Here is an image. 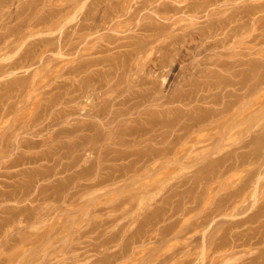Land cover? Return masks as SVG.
<instances>
[{"label":"rangeland","instance_id":"1","mask_svg":"<svg viewBox=\"0 0 264 264\" xmlns=\"http://www.w3.org/2000/svg\"><path fill=\"white\" fill-rule=\"evenodd\" d=\"M248 37L264 51V0H0V264H263L264 148L253 165L240 144L263 130L264 82L248 76L234 103L248 136L199 153L221 132L214 111L245 93L231 82L246 66L215 63L259 59L236 46ZM201 90L203 142L180 155L196 166L140 159L181 134V101ZM250 173L246 200L226 203Z\"/></svg>","mask_w":264,"mask_h":264},{"label":"bare ground","instance_id":"2","mask_svg":"<svg viewBox=\"0 0 264 264\" xmlns=\"http://www.w3.org/2000/svg\"><path fill=\"white\" fill-rule=\"evenodd\" d=\"M257 39H256V37H254L253 39H250L248 37L246 42H239L236 44V46L240 48V53L243 54L244 56H249L252 53H254L256 56L259 57V59H250L247 62H243V63L242 62L238 63L237 61L230 62V63H215V65L218 66L219 68H221L222 71H224V72L226 71V73H230L232 75L237 74V71H233V69L235 67H237L241 64H242V66H246L245 72L242 74V79L239 81L231 82L232 85L237 86L240 89H245V93L241 96H236L233 103L232 102L222 103L221 107H219L217 110L214 111V115L215 116L220 115L222 117V120L220 121V119H217V120L209 121L206 123L210 126L211 129H221V132H219L220 131L219 130V131H215L214 133L212 132V133L206 135L207 136L206 141L211 142L209 144L210 146H207L208 148H206V146H205L203 150L199 151V153H202V152L206 153L207 152V153L219 154V152H221L222 150L215 147L213 142L226 140L225 135L231 136V135L235 134L234 132H236V133H238L239 136L240 135L245 136V137L248 136L247 133L250 130V126L248 124V119H247V117H248L247 107L246 106L240 107V108L237 107L238 109L237 108L234 109V106H235L234 103L240 99L244 100V98L246 97V94L249 92V88L246 89V84H245L248 76L251 75L253 77L254 86H258L259 84L264 82V72L261 74L257 73V70L259 67L264 68V61L261 60L264 58V51H262L260 49L259 50L255 49V41ZM250 52H252V53H250ZM225 83H229V82L225 79L216 80L215 82L209 84L208 86L212 87V88H216V89H223V88H225V86H224ZM226 94L230 95L231 93L227 92ZM207 98H208V95L203 90H201L199 92L192 93V94L184 95L181 102L183 103V107H187L189 110L185 111V113H184L186 115V120H185L186 122L182 123L179 127L181 134L177 137H172L170 140L165 141L166 143L169 144V147H164V148L156 149V150L151 148V149H149V151H146V152H143V154H140L139 155V157H141L140 159H142V157H144L143 158L144 160H148V157H145V155H147L146 153H153V155H155V157L159 156L163 160V162L162 161L158 162L157 165L159 166V168H166V166H168L170 164L173 166L176 165L180 169H184V167L190 168V167L196 166V164L199 162V160L189 158L190 154L185 155V156H184V154H186L185 152L186 151L188 152L189 150L192 153H196L195 151H197V149L200 147L199 145L203 142L202 139H200L198 136L193 137V133H194V131L195 132L201 131V130H199V128L201 127V125H204V120H205L206 116H204V114H205L204 111L197 112V115L194 117L190 116V114L192 111H194L198 108L196 106V104L198 102H201L202 100H205ZM150 102L151 103H148V105H151L153 103L152 101H150ZM167 102L169 104H174L176 101L174 99H172V100H169ZM153 104H155V103H153ZM130 109H131V107L126 108L125 113H129ZM69 113H71V112H69ZM228 115H230V116L227 117ZM231 115L233 117L235 115H236L235 117L239 116L240 117L239 121L233 122V120L232 121H230V119L228 120V118L232 117ZM166 122H165V124H167ZM171 122H173V121H171ZM168 123H170V122L168 121ZM263 125L261 126L263 128V130L260 132L259 135L254 136L253 138L250 139V141L242 140V143L240 144V148H246V147L250 148L249 145H252V146L250 149H248L247 153L242 154L240 156L241 161H244L245 159H247V156H248L249 157V164L252 163L253 165H255V164H261L263 162L262 159H260V157H259V151L262 150V148H264V127H263ZM167 126H168V124H167ZM146 132L148 133L149 131H146ZM164 136H165V134H164ZM150 139L154 140L155 138L150 136L148 140H150ZM162 141H159V143H161ZM131 142L135 143V138H132V139H130V141H128V143H131ZM179 143H180V145L178 146L179 148H177V145ZM183 152H184V154L180 158V155ZM130 153H131V151H130ZM233 153H234L233 150H228L225 152L226 155H231ZM122 157H124V158L130 157V154L124 153L122 155ZM156 159H158V158H156ZM132 162H135V160H133ZM214 164H215V161H211L207 165H205L204 168L213 167ZM203 169H197L195 174L193 175V180L192 179L191 180H192V185L194 187L196 184H198V180L200 178V175H201ZM252 180H253V174L250 173V176L248 177L247 181H245L244 184L241 185L239 189H237L236 191L231 193L230 194L231 196L226 197L225 202L226 203H230L232 201L244 202L246 200V197H247V195L245 194L247 192L246 191L247 187L252 182ZM194 187H192L190 185L189 189H191V188L195 189ZM191 199L193 200V202H197L199 198L192 197ZM155 210H154L155 212L153 211L154 213L151 216H158V214L162 211L159 208H156ZM216 212H219V211L217 209H215L212 212V214H215ZM256 216H258V214H256ZM256 216L255 215L253 217L251 216V218H255ZM249 220H250V218H249ZM247 221H248V219H247ZM243 222L246 223L245 221H243ZM261 227H263V225ZM260 232L262 233V231H260ZM253 234L254 233H252V235ZM256 234L259 235L260 233H256ZM263 234L264 233H262V236H263ZM260 236H261V234H260ZM238 237H239L238 240H240V238H242V240H241L242 242L240 245H242V244L246 245L249 242L251 243L250 239L255 237V236L251 237L250 235H245V233H244L242 235V237H240V235ZM263 239H264V237H263ZM254 240H257L259 242L261 241V240H258V238H255ZM257 241H255V242H257ZM255 242H253V243H255ZM259 245H261V244H259ZM252 264H254V263H252ZM263 264H264V262H263Z\"/></svg>","mask_w":264,"mask_h":264}]
</instances>
